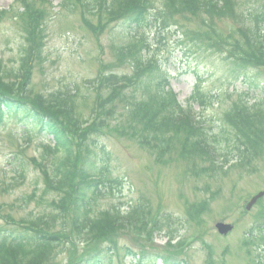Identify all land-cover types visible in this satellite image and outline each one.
Returning a JSON list of instances; mask_svg holds the SVG:
<instances>
[{
	"label": "rangeland",
	"instance_id": "374dc122",
	"mask_svg": "<svg viewBox=\"0 0 264 264\" xmlns=\"http://www.w3.org/2000/svg\"><path fill=\"white\" fill-rule=\"evenodd\" d=\"M95 1L0 0V82L16 97L24 96V87L30 91L31 101L43 99L50 106L56 105V112L70 119L68 127L80 148L91 139L100 140L111 153L113 176L123 181L111 195L98 201L91 213L95 227L113 214L121 219L115 224L122 228L107 230L106 235L92 242L88 239L93 232L85 236L90 230L79 233L74 229L70 244L48 264H78L87 255L106 248L116 253L113 264H136L142 255L154 254L176 256L188 264L258 263L255 257L263 256L264 240L259 242L260 248L247 247L245 237L253 225L264 224V197L251 211H246V206L264 191V144L259 157L249 160L247 156L232 169L233 162L229 163L217 174L199 173L205 167L203 163L197 160L194 166L176 150L161 155L158 147L139 139L143 126L139 125L137 112L127 107L128 99L147 100L155 83L151 87L148 75L142 77L143 70L136 71L127 55L133 52L136 42H143L142 55L155 61L167 79L161 91L169 85V93L173 92L183 105L200 91L198 96L207 104L195 105L193 112L209 134L224 132L223 137L230 141H225L226 146L222 141V151L232 160L238 155L240 143L225 113L239 99L249 107L264 105V69L251 71L247 80L239 82L229 68L236 59L231 48L222 46L221 54L209 55L180 41L186 40V34L229 44L226 39L231 37L233 47L236 40L246 42L252 38L264 48L261 35L256 28L249 31L247 27L252 26L244 18L240 22L213 14L208 20L218 30L208 35L201 20L172 11L168 14L173 25L166 31L154 21L147 28H128L121 24L120 11V16L107 10L91 13L87 5ZM102 1L97 0L99 6ZM154 1L158 7L163 3ZM258 3L262 5L264 0ZM34 50H39L40 59H35ZM112 86L123 90L124 96L113 98ZM97 118L107 123L98 137L93 136L98 130ZM2 122L0 228L11 229L2 218L5 215L15 222L30 221L47 208L35 202L25 206L20 199L32 193L39 196L45 189L42 172L52 165L53 156L44 152L48 139L35 136L28 126L13 119L4 118ZM220 222L233 224V232L219 235L215 226Z\"/></svg>",
	"mask_w": 264,
	"mask_h": 264
},
{
	"label": "trees",
	"instance_id": "16d2710c",
	"mask_svg": "<svg viewBox=\"0 0 264 264\" xmlns=\"http://www.w3.org/2000/svg\"><path fill=\"white\" fill-rule=\"evenodd\" d=\"M96 2L97 0L87 5L88 9L96 6ZM103 6L102 10L115 13L114 15H119L120 11L121 24H126L128 28H147L154 21L160 29L166 31L170 25H173V21L171 22L173 18L168 14L172 11L201 20L200 24L207 29L208 35L214 34L215 30H218L215 23L208 20L210 14L235 18L240 22L244 18L246 23L252 26L247 27L249 31L256 28L255 31L259 32L264 46V36H262L264 32V3L260 5L258 0H243L241 3L235 0H163L160 7L154 0H104ZM73 7L74 5L70 9ZM240 34L246 38L242 34V30ZM184 35L186 40L180 41L181 44L188 48L191 46L193 49L201 51L202 54H221L222 46L231 48V53L234 52L233 56L236 59L229 63V68L239 82L247 80L251 71L264 69V48L258 47L252 38L246 42L236 40L234 46L230 47V43L234 40L231 37L226 39L229 44H219V41L212 37ZM143 49V42H136L132 49L133 52L127 55V58H130L134 63L133 67L136 71L143 70L142 77L148 75L151 87L152 83H155L154 89L152 91L149 89L150 95L147 100L128 99V111H136L139 125L143 126L141 136L138 134L137 127L133 126L139 139L146 140V143L152 144L154 148L158 147L161 155L176 150L178 156H186V159L192 161L194 166H196L197 160H200L205 166L199 171L202 174H217L233 162L230 167L232 169L237 167L238 163L243 162L247 156H249V160L259 157L261 154L259 149L264 144V105L249 107L239 99L240 101L234 103L232 108L225 113V120L235 132V140L240 143L237 147V157L231 160L222 151V141L224 144L225 141H227L226 143L230 141L223 137L224 132L209 134L204 123L198 118L199 115L193 112L195 105L207 104L203 97L198 96L201 92L197 91L187 101L188 104L183 105V103L177 102L173 92L169 93V85L165 92L161 91V88L164 87L163 84L167 83V79L160 72L161 68L155 61H149L142 55ZM33 56L35 59L39 56L40 59L39 50H34ZM227 56L228 54L224 55V57ZM227 58L232 59L230 56ZM109 79L110 77L107 80L112 83L113 81ZM113 79L122 80L121 77H113ZM0 86L3 89L0 91V124L7 117L20 125L28 126L35 136H39L43 140L48 139L49 145L45 146L44 152L53 156L52 165L46 166L47 170L42 172L46 179L45 189L39 196L32 193L20 199L25 206L35 202L36 206L47 205V208L40 211L36 219L30 221L15 222L7 215L2 217L6 224H10L12 228H0V264H48L64 246L70 244L74 229L79 233L90 230L85 236H89L93 232V237L88 239L89 242H92L94 238H99L102 234L106 235L107 230L122 228L115 224V221L121 219L113 214L111 219L108 216L98 227H95L92 221L91 213L97 206V202L107 195H111L114 189H118V186L123 184L122 180L113 176L112 156L104 144L94 138L83 149L80 148L68 127L70 119L66 114L56 112L58 109L56 105L53 106L52 103L50 106L43 99L36 100L38 103L31 101L29 99L30 91L27 88H22L24 96L19 98L14 93H10L12 89L4 86L3 82H0ZM144 87L146 89V86ZM112 89L111 95H115L113 98L118 99V97L124 96L123 90H119L120 88L112 86ZM98 120L99 118H97V122ZM106 127L107 123L100 120L98 130L93 136H100L98 132L104 131ZM220 167L222 169L218 170ZM228 170L230 169L228 168ZM228 170L222 173H226ZM20 174L23 179V172ZM201 211H198L197 214ZM124 222L127 223V226L130 225L129 221ZM245 238V246L262 247L259 242L263 243L264 240V224L253 225ZM127 253L135 256L129 250ZM261 253L263 256L255 257V260L256 258L258 260L256 264H264V262H260L261 259H264V251L262 250ZM115 254V251L106 248L103 251L87 255L78 264H113ZM158 262L160 264H188L185 260H177L176 256L158 254L142 255L136 264H157Z\"/></svg>",
	"mask_w": 264,
	"mask_h": 264
},
{
	"label": "water",
	"instance_id": "95a60500",
	"mask_svg": "<svg viewBox=\"0 0 264 264\" xmlns=\"http://www.w3.org/2000/svg\"><path fill=\"white\" fill-rule=\"evenodd\" d=\"M264 196V192H261L260 194H258L256 197H254L251 202L246 206L247 210L250 211L252 206L258 201L260 200L262 197ZM216 230H218L219 234L221 235H228L229 233H231V231L233 230V226L224 224L222 222H220L219 224H217L215 226Z\"/></svg>",
	"mask_w": 264,
	"mask_h": 264
}]
</instances>
